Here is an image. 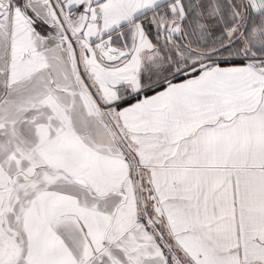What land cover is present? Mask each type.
I'll return each instance as SVG.
<instances>
[{
  "label": "snow or ice",
  "instance_id": "6c2138e0",
  "mask_svg": "<svg viewBox=\"0 0 264 264\" xmlns=\"http://www.w3.org/2000/svg\"><path fill=\"white\" fill-rule=\"evenodd\" d=\"M0 264H264V0H0Z\"/></svg>",
  "mask_w": 264,
  "mask_h": 264
}]
</instances>
